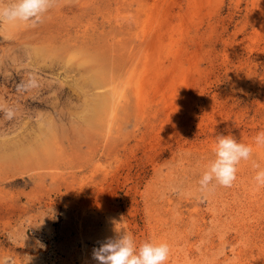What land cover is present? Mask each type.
<instances>
[{
  "label": "rangeland",
  "instance_id": "obj_1",
  "mask_svg": "<svg viewBox=\"0 0 264 264\" xmlns=\"http://www.w3.org/2000/svg\"><path fill=\"white\" fill-rule=\"evenodd\" d=\"M261 131L264 0H56L0 26V264H97L114 221L167 264H264V147L198 185L218 135Z\"/></svg>",
  "mask_w": 264,
  "mask_h": 264
},
{
  "label": "clouds",
  "instance_id": "obj_2",
  "mask_svg": "<svg viewBox=\"0 0 264 264\" xmlns=\"http://www.w3.org/2000/svg\"><path fill=\"white\" fill-rule=\"evenodd\" d=\"M56 0H0V26H36L54 6ZM254 147H264V131L252 144L243 143L232 135H218L213 158L208 160L198 180L201 191L215 187H231L237 179L239 165L253 157ZM253 180L257 188L264 187V166L253 162ZM115 224L113 237L106 238L93 248L92 258L97 264H167L171 247L167 241L148 239L137 244L133 234Z\"/></svg>",
  "mask_w": 264,
  "mask_h": 264
},
{
  "label": "bare ground",
  "instance_id": "obj_3",
  "mask_svg": "<svg viewBox=\"0 0 264 264\" xmlns=\"http://www.w3.org/2000/svg\"><path fill=\"white\" fill-rule=\"evenodd\" d=\"M100 74V73H99ZM97 81V83H98V80H96ZM102 83V82H101ZM103 100H106V99H103ZM104 103H106V102H104ZM103 106V105H102ZM106 106V105H105ZM104 106V107H105ZM101 108V107H100ZM103 108V107H102ZM106 108V107H105ZM102 110H104V109H102ZM99 112H101V111H99Z\"/></svg>",
  "mask_w": 264,
  "mask_h": 264
}]
</instances>
